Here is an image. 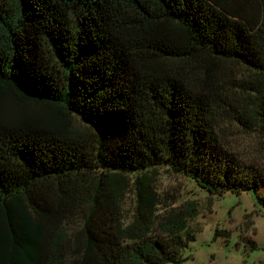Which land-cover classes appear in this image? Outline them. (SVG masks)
<instances>
[{
    "label": "trees",
    "instance_id": "trees-1",
    "mask_svg": "<svg viewBox=\"0 0 264 264\" xmlns=\"http://www.w3.org/2000/svg\"><path fill=\"white\" fill-rule=\"evenodd\" d=\"M198 58L233 62L264 84V0H0V88L81 128L0 119V206L22 200L47 230L20 256L3 250L14 264H180L195 210L167 217L160 234L119 241L106 230L109 174L164 167L213 196L258 191L264 172L218 133L219 100L177 71ZM236 121L264 143V89ZM88 215L85 250L67 225Z\"/></svg>",
    "mask_w": 264,
    "mask_h": 264
},
{
    "label": "rangeland",
    "instance_id": "rangeland-1",
    "mask_svg": "<svg viewBox=\"0 0 264 264\" xmlns=\"http://www.w3.org/2000/svg\"><path fill=\"white\" fill-rule=\"evenodd\" d=\"M258 3L263 6L262 1ZM78 15V10L70 12V22H75ZM177 71L219 100L223 111L218 133L223 143L242 161L264 172V143L236 121L239 116L252 113L256 97L263 94L264 84H258L261 76L233 62L206 58L177 65ZM0 119L18 124L29 122L64 132L81 129L73 117L59 109L29 102L2 88ZM104 182L106 230L117 240L160 234L161 224L167 217L193 208L196 217L188 221V227L196 231L195 241L183 251L180 264H264V184L257 192L213 196L190 179L164 167L139 174L113 173L107 175ZM90 190L78 193V213L86 210ZM89 216L74 218L67 225L71 228L73 245L83 246L85 250L89 248L86 233ZM45 221L35 217L20 199L1 205L0 247L4 248H0V264H14L3 253L4 249L18 250L20 256L26 240L45 236ZM88 225L96 229L92 222ZM225 233L229 237L226 238ZM250 241L256 243L255 250L251 249Z\"/></svg>",
    "mask_w": 264,
    "mask_h": 264
}]
</instances>
